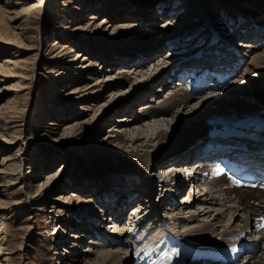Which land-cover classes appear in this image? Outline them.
Returning a JSON list of instances; mask_svg holds the SVG:
<instances>
[{"label":"rangeland","instance_id":"1","mask_svg":"<svg viewBox=\"0 0 264 264\" xmlns=\"http://www.w3.org/2000/svg\"><path fill=\"white\" fill-rule=\"evenodd\" d=\"M10 1H12L10 4L12 9H21L24 2ZM194 1L196 3L192 4V15L188 16L187 21L176 31H172L166 23L168 20H171L170 22L179 20L188 8L187 0H45L47 9L44 16L42 18L32 16V19H29V27L15 18L10 20V25L6 23L1 25L3 32L1 31L2 37H0L2 39L0 63L5 57L14 59L19 57L24 60L27 58L25 63L28 66L24 78L0 75V264H70L68 262L76 260L77 257H80L78 264H85L89 260L97 263L100 250L108 244L103 241V237H98L94 232L93 226L97 225V230L101 228L105 231L102 235L105 238L111 233L115 236L118 234L117 228L124 226L127 236H130L132 241L139 237L133 238V227H136V235L140 236L144 235V230L150 231L142 237L145 242L154 237L164 239L163 226H158L161 233L158 232V235L154 236L151 234L157 232L158 227L154 231L151 230L153 228L149 226L150 224L146 223L147 215L152 214L149 213V209H152V201L157 202L163 197L165 200L160 203L158 210L171 215L173 204H175L173 207L178 204L176 210H183L187 189L177 190L176 193L168 191L169 194H166L167 190L164 189L162 179L168 178V171L163 172L159 168L160 164L155 163L153 166L151 155H145V150L140 149L139 154L133 153L131 149L134 145L131 140L125 146L126 143L120 142L116 135L109 137V134L122 132L128 139L131 137V132L142 128L148 137L155 135L160 125L169 132V140L167 143L163 142L164 145L172 146L197 137L210 126L212 130L204 135L203 140L211 137V134L218 135L225 130H229L230 133L231 130L245 131L242 129L243 126L236 125L243 120H253L252 124L245 128L250 130V132L247 130L250 134L264 130L262 129L264 126V66L262 64L255 71L251 66L253 72L250 75L254 78L252 83L245 79L238 86L244 92H251L250 98L242 97L228 102L220 100L221 106L218 104L209 108V113L218 112V117L210 122L204 119L200 127L193 123L198 116L187 108L181 113L184 120L179 119L180 117L171 119L170 116L160 120L146 118L131 125H126L127 121L117 120L120 115L143 112L145 107L141 104L151 96L154 98V103L159 102L158 95L163 93V96H167L171 92L170 88H166L180 79L179 76L174 79L169 78L167 80L170 84L162 86L167 78V74L164 73L160 81L152 82L148 91L144 92L148 98L137 97L130 101L131 95L140 89L138 84L130 86L131 83L135 80L140 85L146 80L150 82L149 75L154 69L160 71L170 64L176 65V62L182 61L183 56L184 59L196 58V61H192L193 67L190 68L193 73L201 66V70L198 71L212 72L216 65L220 66L219 56L229 53L230 56L233 55L234 61H237L235 67H240L225 77L226 82L223 81L225 86L220 90L222 92L223 89L226 91L227 87L235 84L237 80L232 79L243 74L245 67L252 64L255 57L253 53L260 52L264 48L263 39L262 43L257 42L256 47L248 48L247 51L242 43L250 39L245 35L237 34L240 24L250 20L251 17L257 19L261 16L256 15L258 12H263L264 18V0ZM92 13H97L98 16L91 19ZM104 16L111 20L110 23H105L107 26L97 27V23ZM126 19L133 21L135 25L129 31L128 37L118 39L116 36L120 31H112L113 26L110 24ZM260 22L264 23V21ZM246 23L243 27L247 29L250 27V30L261 25L248 21ZM37 26L39 31L43 27L45 32L41 31L37 35ZM233 32L236 35H231ZM8 35L16 37L7 39ZM54 39L73 43L75 50L69 52L70 48H68L65 51L69 52L68 54L54 56L51 49ZM157 46L159 49L156 53L144 59L141 64L129 60L130 55L139 56L146 49ZM76 50H81L82 53L88 52L90 58L81 61L83 56L77 57ZM238 51L240 54L236 56ZM204 59L206 62L202 63ZM232 62H227L228 68L230 65L233 66ZM134 65L140 66L135 69L132 68ZM216 74L211 73L207 86L210 82L217 81ZM114 80H120L122 83L110 87ZM221 80L220 78L219 81ZM18 82L27 87L19 91L17 107L13 108L8 102L16 92L8 88ZM76 88L79 90L75 91ZM163 89L166 90L162 91ZM208 90L203 93H211ZM224 94L223 92L220 95L223 97ZM166 120L170 124H167ZM114 123L118 125L119 130L112 131L111 125ZM147 137L143 136L142 140L145 141ZM242 143L244 144L243 141L234 142L231 145L239 144L238 146L242 147ZM155 147L156 145L149 152L153 154ZM258 150L260 151V147ZM18 156L22 158L20 162H17ZM168 164L170 162L165 163L166 166ZM178 174L183 175L182 172ZM50 175L53 177L51 178ZM148 178L156 181V187L152 189L149 187ZM229 183L230 189L235 186L230 179ZM131 188L135 189L136 193ZM256 189L249 188L254 192L258 191ZM139 191L140 195L135 198ZM237 191L239 189L235 188L231 196H236ZM73 192L76 194L72 195L74 202L70 204L66 197ZM194 192L196 196L200 194L197 187L194 188ZM151 194L153 200L146 203V207L149 205V208L144 210L147 214L141 215L142 220L141 217L135 218L138 211L136 208L133 209V206L143 200L142 198L151 197ZM172 197L174 200L171 199ZM110 200L128 202L121 217L117 212L111 214L112 208H107V211L103 209V205ZM254 200L255 198H251V201ZM255 201L257 203L258 200ZM113 205L114 203L110 206ZM60 207L63 211H57ZM94 210H96L95 216H93ZM199 217L203 218L202 215ZM223 217L219 224L227 223L230 214L226 213ZM57 225L58 228L55 227ZM183 228L174 227L173 235L183 238L182 234L185 232ZM73 232L81 239L74 237ZM112 245L109 243L107 247L111 248ZM159 246L161 250L162 245ZM262 247L264 248V244ZM115 249L116 246H113V250ZM60 251L66 254H59ZM136 252H140L138 248L130 247L128 264H141ZM158 255L155 258L159 261L160 255ZM63 256L65 263L61 258ZM254 261L255 259L253 264L256 263Z\"/></svg>","mask_w":264,"mask_h":264},{"label":"bare ground","instance_id":"2","mask_svg":"<svg viewBox=\"0 0 264 264\" xmlns=\"http://www.w3.org/2000/svg\"><path fill=\"white\" fill-rule=\"evenodd\" d=\"M23 1H22L23 3H22L21 9H17V8L12 9V7L10 6L12 1L0 0V27L4 23L9 24L10 20L13 18H15L17 21H22L23 24L29 27L30 25L29 19L32 16H36L37 18H42L44 16V12L47 9L45 6V2H44L45 0H33V1L23 0ZM193 3H196V1L187 0L186 4L188 8L186 12L182 14L179 20H175V21L173 20L172 22H170L171 20L167 21L166 24L168 25V27L172 28L171 29L172 31L179 30V28L183 26V23L187 21L188 16L192 15V10H193L192 4ZM262 14L263 12L262 13L258 12L256 15H261L260 17H258L257 19L254 18L255 20L251 17L250 20H246L245 22L240 24L239 28L237 29V34L245 35L248 39H250L248 41H243L242 43V45H245L244 49L247 48V51H249L248 48L250 49L251 47L252 48L256 47L257 42L262 43V40L264 39V25H262L264 23L260 22V21H264ZM97 16H98L97 13H92L90 17L92 19L93 17L96 18ZM110 21L111 20H108V18L104 16L97 23V27L99 25H101V27L107 26L105 25V23H110ZM247 21L250 23H261V25H257V27H254L252 30H250L249 29L250 27L248 29L243 27L244 24H247L246 23ZM133 23H134L133 21L126 19L120 22H113L110 25L113 26L112 31L114 32L120 31L119 35L116 36L118 39H120L123 37L124 38L128 37L129 31H131L133 28V25H135ZM23 24H22V27L24 26ZM5 27H3V30ZM41 28H42L41 30L42 33L45 32V29L43 30V27ZM243 28H245V30ZM38 29H39V26H37V29H36L37 35L40 34L41 32ZM104 29L103 31H105ZM1 31H2V27L0 28V35H1ZM11 32L13 33L12 30ZM231 35H236V34L235 32H233ZM11 36L7 37V39H14L13 37H16V36L11 37ZM0 37H2V35ZM4 37L6 38V36ZM17 38H16V41L18 40ZM19 39L21 40V38ZM0 40L2 39L0 38ZM241 41L239 43H241ZM72 44H70V42L66 40L62 41L59 39H54L51 44L52 54L54 53L53 54L54 56L68 54L69 52L75 50V46ZM68 48H70L69 52H65ZM158 49H159V46L155 48L152 47L149 50L146 49V51H144L142 55H139V56H137L136 54H133L132 56L130 55L129 60H133L136 63L141 64V62L144 59H146L147 57L151 55H154ZM235 52L236 51H234V53ZM239 54H240V51H238L236 56H238ZM230 55L231 54L229 53L228 54L223 53L219 56L218 61L220 62L219 64L220 66H215L214 70L217 71V74H219L218 77H220L222 80L219 82H210L208 86H207L208 73L206 74L204 72L201 73L200 71H198L199 68L195 70L196 73L195 72L193 73L192 69H190L193 66L192 61L193 60L196 61L195 60L196 58L184 59L182 56L181 57L182 59L180 58L182 61L179 63L176 62V65L170 64L167 68H163V69L160 67L161 68L160 71H158L157 69L156 70L154 69L149 75L150 82L146 80L143 85H140L135 80V82L131 83L130 86H135L138 84L140 89L137 93H133L131 95L130 101L132 99H137V97L148 98L146 95H144V92L148 91L152 82L160 81L162 77L164 76L163 75L164 73L167 74V78L162 86L167 85V83H169L167 80L169 78L173 77L174 79L179 76L180 79L178 81H175L174 83H171V85L166 88V89L170 88V92H171L167 96L162 95L163 94L162 91H165L166 89L165 90L163 89L161 91L162 94L158 95L159 102L154 103V100H153L154 98H152L151 96L149 97V100L141 104L142 107H145V110L143 112L137 113V114L131 113V114L120 115L117 120L127 121L125 123L126 125H131L132 123L140 122V120L146 119V118L148 119L154 118L155 120L157 119L160 120L162 118L165 119V117H168V116H170L171 119L180 117L179 119L184 120L183 118L184 116L181 113H182V110L186 108L193 110V114L198 116L196 120L193 122L194 125L197 127H200L203 124L204 119L208 120L209 122L212 121L213 119H216L218 117V114H217L218 112L213 111L212 113L210 111L209 113V108L210 107L213 108L214 106L218 104L219 106H221L220 100H224V102H228V101H231L232 99L238 100V98L240 99L242 97L249 99L250 98L249 96H251V92H244V90L241 87L238 88V86H240L241 81H244L245 79H248L247 81L252 83L254 78H252L250 75V73L253 72V70H251V66L255 68L254 71L257 68H260L259 66H261V64L264 66V48H262L260 52L256 51L255 54L253 53L255 57L252 61V64L251 65L249 64L245 67L244 69L245 72L241 75L239 74L235 76L234 79H232L233 81L237 80L238 82L236 81L235 84H233L230 87H227L225 89L226 91H224L223 89V91L220 92V90L224 88L225 86L223 84L224 80L226 82L225 77L230 72L240 67V66L235 67L237 63L236 65L234 64L237 61H234L233 55L232 56ZM76 56L77 57L83 56V59L81 61H83L84 59L90 58V55L88 52L82 53L81 50H76ZM232 57H233V60H232ZM162 58L164 59L163 56ZM26 59L25 60L20 59L19 57L18 59H14L13 57H7V58L5 57L4 59H2L3 61L0 63V75L8 76V77H12V75H14L16 77L24 78L27 74V71L25 72V70L27 69V66H28L27 63H25ZM228 61H233L231 63L233 64V66L230 65L232 67L229 66L228 68V64H227ZM204 62H206V59H204L202 63ZM34 64L35 63H33V66ZM133 67H135V69L137 68L136 65L132 66V68ZM175 67H177L176 70L175 69L173 70V68ZM220 68H222L224 72L226 73L222 72V69ZM9 73H12V74H9ZM181 80L184 81V83L181 82ZM119 83L121 84L122 81L114 80L113 82H111L109 86L111 87L114 84L119 85ZM26 87L27 86L25 84H21L20 82H18V83H14V85L12 84V86L8 88L16 92V95L9 99L8 103L10 104V106H12L13 108L17 107L16 105L17 94L19 93L20 90H23ZM77 88L75 91L79 90ZM108 88L106 89L108 90ZM208 89L212 91H209ZM207 90L208 92H211L212 94L203 93ZM223 92L225 94L222 97L220 94H223ZM197 93H200V95H197ZM228 98L230 99L228 100ZM129 105L130 104H128V106ZM228 105L230 106V104ZM86 109L90 110V108H86ZM252 121L249 119V120L239 121L236 123L237 126H243L242 129H244L245 131H235V130L232 131L231 130V133H230L229 130H225V131L218 133V135L214 133L213 136L211 135V137H208L206 139V140L208 139L209 140L207 142L205 141V143L204 142L202 143V140L205 137L204 135L208 134L212 130L210 128L211 126L209 128H206L197 137L195 136V138L190 139V140L189 139L183 140L182 142L173 144L172 146L169 144H167L166 146L164 145L163 142L167 143V141L169 140L168 138L169 132L165 128L161 127L160 125L157 128L155 135L148 136V137H147V134L144 133L145 130H143L142 128L131 132V137H129L128 139H126V137L123 136L122 132L121 133L117 132L115 134L113 133L109 134V137L111 135H114V136L116 135V137H118L121 140L120 142L126 143L125 146H127V142L131 140L132 145H134L131 149L133 153L139 154L140 149L145 150V155H151L150 158H151L153 166L155 163H157V164H160L159 168L163 170V172L164 170L168 171L167 172L168 178L162 179L164 189L167 190L166 194H169L168 191H171L172 193H176L177 190H182L185 188V191L187 189V199L185 200L186 201L185 205L182 207L183 210H176L178 207V204L177 206H174V207L173 205L175 204L171 205L172 207V211L170 212L171 215L165 214L161 210H158V207H160V203L163 202L165 199L163 197H160V199L157 200L156 202L153 200L152 194L150 195L151 197L147 199L142 198L143 200L138 202L137 205L135 204L133 206V209L136 208V210L138 211V213H136L137 216L135 218L141 217L140 220H142V216H143L142 214H147L144 212V210L146 211V209L149 208V205L146 207V203L148 204L149 202L153 200L152 201L153 205L152 204H151L152 206L150 205L152 209H149L150 210L149 213H152V214L147 215L146 223H149L150 224L149 226L153 228L151 230H154V231L157 230L158 226L160 227L163 226L162 235H164V239L159 238V237H154L150 239L148 242H145L143 241L142 237L145 235L146 232L150 233V231L144 230L143 232L144 235L140 236V235H136L137 234L135 230L136 227L135 228L133 227V230H132L133 238L135 236H139V237H137L136 240L134 239L135 241H132L131 238H129L130 236H127L128 235L127 231H125L123 225H122L123 227L117 228L116 231L118 232V234H115V236H113L111 235L112 234L111 233L109 237L105 238V236H102L104 235L103 233L105 231L102 230L101 228L97 230L98 225L93 226L94 232L97 234L98 237L100 236L103 237L104 239L103 241H105V243L106 242L108 243L107 246L109 245V243L113 245L111 248H108L105 245L106 247H103L102 250H100L101 252L97 256V263H95V261L89 260V261H86L85 264H128V261H129L128 255L130 253V247L131 248L135 247L136 249L137 248L139 249L140 252H136V255L138 257V261L141 260V264H253L254 259H255L254 263L256 262L255 264H263L264 263V248L262 247V244H264V232H263L264 230L256 231L255 216L258 214H264V186L259 187V189L255 188L256 190H258L257 192L251 191L249 190V188L246 189L244 187H238V186L237 187L232 186L230 189V183H229L230 178H228L226 174L216 173L215 171L217 170H214L215 165H212V163L208 162L209 161L208 157H205L204 159H202L203 161H200V160H195L194 159L195 157L193 156V154H196V155L202 154L200 156L204 157L203 154L205 153L209 155L215 150H223L227 153L228 152L232 154L235 153L238 156L241 155L244 158H250L249 159L250 161L254 160L257 163L264 161V130L258 133L250 134L249 133L250 130L245 129L247 128V125L252 124L251 123ZM166 123L170 124L168 120H166ZM257 123H260V122H257ZM122 125H124V123ZM122 125H119V126L122 127ZM111 127H112V131L114 129H118V130L120 129L118 125L115 123L111 125ZM263 128L264 126L262 127V129ZM143 136L147 137L145 141L142 140ZM259 137H263V138L258 139ZM240 141L244 142V144L242 143V147L241 146L236 147V145L235 146L231 145V144H234V142H240ZM154 145H156V147L152 154L151 152H149V150ZM202 146H205L204 150ZM258 146L260 147V151L258 150L259 149ZM189 155L191 156L189 157ZM18 158L19 159L17 162H20V160L22 159L21 156H18ZM184 158L186 160V164L187 163L191 164L190 167H188V173L190 172L193 173L190 179L191 185L186 184V176L178 174V172H176V169L178 168L180 169L181 163L179 161ZM169 162L170 164L166 166L165 163H169ZM176 164H178L177 167H176ZM263 166L264 165L256 164V167H263ZM206 175H208L207 178L205 177ZM17 177H20V176H17ZM50 177L52 178L53 175H50ZM148 179H149V187L151 189L154 186L156 187V181L154 182L152 178H148ZM195 187L198 188V193L200 192L198 196H196L194 192ZM235 188H238L239 191H237L236 196L232 197L231 193L235 190ZM117 190L119 191V189ZM132 191L136 193L135 189H133ZM139 193L140 191L134 197L135 198L138 197L140 195ZM75 194L76 193L73 192L72 194L66 197L68 198V202L70 204L74 202V197L72 195H75ZM174 197H172L171 199L174 200ZM28 198L29 196L27 195V200ZM251 198H255V200H258L257 203L255 200L251 201ZM132 200L135 201L136 199L135 200L132 199ZM111 203L112 204L114 203L112 207L110 206L112 205ZM127 203L128 202H122L120 200L113 201V202L110 200V202L108 203L106 202L105 205H103V209L107 211V208L109 209L112 208L111 214H113V212L114 213L117 212V214L120 213V217H121V214L122 212L124 213V208ZM180 203L181 202L179 201V204ZM59 210L63 211V208L60 207L57 209V211ZM184 212L186 215L184 214ZM226 213L230 214V218L232 217V221L230 222V218H228L227 219L228 221H226L227 223L219 224V222H221L224 219L223 216ZM95 215H96V210H94L93 212V216ZM200 215H202L203 218H200L199 217ZM181 226L184 227L183 231L185 232H183L182 234L184 235L183 238H178L173 235L174 233L173 229L174 227H179L181 229ZM55 227L58 228V225ZM144 227L147 228L146 226ZM180 229H178V231H181ZM160 231L161 229L158 227V231L153 232V233L151 232L152 233L151 235H154V236L158 235L157 233L158 232L161 233ZM54 232L56 231L54 230ZM250 233L253 235L248 236ZM72 235L74 237L80 238V236H78L76 233ZM147 238L146 240H148ZM247 240H256L259 243V248L255 252H247L246 255L244 256L245 259L244 257L239 258V256L237 255L236 247L244 244L243 242ZM159 245H162L161 250H159L160 248ZM113 246H116L115 250H113ZM119 246H123V247H119ZM143 252H145V254L142 255ZM174 253H176L175 254L176 256L174 255ZM59 254L64 255L66 254V252L60 251ZM158 254L160 255L159 261L157 258H155L156 255ZM61 258L64 260V263H65L64 256ZM79 261H80V257H77L76 260H72L71 262H68V263L78 264Z\"/></svg>","mask_w":264,"mask_h":264}]
</instances>
